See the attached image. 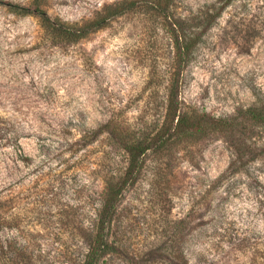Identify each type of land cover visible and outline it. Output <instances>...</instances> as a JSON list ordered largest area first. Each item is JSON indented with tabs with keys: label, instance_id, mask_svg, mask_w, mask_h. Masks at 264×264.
Returning a JSON list of instances; mask_svg holds the SVG:
<instances>
[{
	"label": "rangeland",
	"instance_id": "1",
	"mask_svg": "<svg viewBox=\"0 0 264 264\" xmlns=\"http://www.w3.org/2000/svg\"><path fill=\"white\" fill-rule=\"evenodd\" d=\"M120 1L41 3L77 28ZM135 1L137 10L74 42L14 7L31 0H0V245L29 264H83L107 182L126 172L109 133L161 126L174 87L189 112L245 121L254 154L234 173L238 140L150 151L122 192L98 264H264V124L247 121L264 106V0ZM220 8L210 25L195 21ZM169 16L201 34L189 59Z\"/></svg>",
	"mask_w": 264,
	"mask_h": 264
},
{
	"label": "trees",
	"instance_id": "2",
	"mask_svg": "<svg viewBox=\"0 0 264 264\" xmlns=\"http://www.w3.org/2000/svg\"><path fill=\"white\" fill-rule=\"evenodd\" d=\"M41 2L42 0H31V7H14L21 8L26 15L40 13L43 17L46 30H48L52 36L62 37L74 42L86 38L89 33H92L97 28H101L104 23L111 18L137 10L139 5L135 0H122L116 4L104 6L102 12L98 14V18L86 22L80 27L73 28L65 26L61 22L53 21L46 12L42 11ZM153 3L158 9H167L169 7L166 0H155ZM223 8H220L213 14H207L206 16L196 19L195 21L198 25L207 23L210 25V23L215 21V18L221 16V10H223ZM171 17L172 16L166 18L170 20L169 26L175 38L176 49L184 55L185 59H189L201 34H197V32L192 34L190 30L193 29L194 26L189 25L181 32L180 22ZM178 96L177 88L172 87L166 106V117L161 126L155 125L154 128L142 126L140 132H134L132 136L125 133L123 134V132H125L124 130H118L116 134L109 133L110 139L124 151L126 172L122 179L107 182L106 198L99 213V221L92 227V239L90 240L88 254L83 264H98L99 261L108 254L111 248L107 240L110 228L109 225L121 201L122 192L126 186L136 182L139 173L146 165L147 156L150 151L154 150L156 153L166 151L169 148H173V145L179 141L198 144L216 135L226 137V139H230V142L238 140V144L235 146L234 159L227 170H233L234 173L247 165L248 154H254L253 144L250 143L252 142V139L249 137L250 130L247 124H245V121L242 120L239 123H235L234 119L220 120L210 117L207 114L202 115L189 112L183 108V103L179 100ZM247 113L249 114L247 121H253L256 124H264V106L260 108H251ZM5 225L6 222H3L2 215H0V233ZM10 255H13V252L8 250L6 244L0 245V264H7L9 261H15L19 258H21L20 262H16V264H29L33 260L28 256L25 257L24 254L17 256L13 255L11 257ZM179 257L180 256L175 253V259L178 260ZM182 264L188 263L185 262Z\"/></svg>",
	"mask_w": 264,
	"mask_h": 264
}]
</instances>
